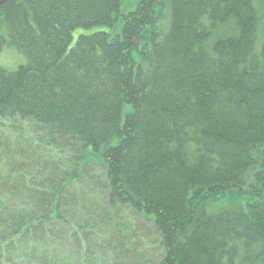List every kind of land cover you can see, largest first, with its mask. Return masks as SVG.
Listing matches in <instances>:
<instances>
[{
    "label": "trees",
    "instance_id": "trees-1",
    "mask_svg": "<svg viewBox=\"0 0 264 264\" xmlns=\"http://www.w3.org/2000/svg\"><path fill=\"white\" fill-rule=\"evenodd\" d=\"M163 1L0 4V264H264V0Z\"/></svg>",
    "mask_w": 264,
    "mask_h": 264
},
{
    "label": "rangeland",
    "instance_id": "rangeland-1",
    "mask_svg": "<svg viewBox=\"0 0 264 264\" xmlns=\"http://www.w3.org/2000/svg\"><path fill=\"white\" fill-rule=\"evenodd\" d=\"M130 1L132 3L131 7H134L136 5V1L138 0H126L122 7H126V2ZM97 28L92 29H77L73 32V39L74 41L79 33H90L93 32ZM3 34V32H2ZM7 37V36H6ZM27 62V58L25 54L19 50L17 47L10 45L9 43L4 44L2 49L0 50V65L5 67L8 70H14L19 65L25 64ZM6 122V121H4ZM4 130L5 134L7 135H14L18 136V134L23 133L22 129H18L16 131L10 130L6 125L3 126L2 123H0V131ZM86 156L91 158L92 160L95 159L92 157L89 153H86ZM92 170L98 171L99 166L92 165ZM124 209V208H123ZM120 211V208L119 210ZM118 219L119 220V227L121 229V232L123 233L125 243L129 242V245L133 243V246L136 244L139 249H141L142 256L146 259L147 262H153V264L156 262L157 259L161 256V249L159 247V240L157 236L149 235L150 233H155L154 228L152 227V223L148 221V219H144L142 216L137 214V217L134 218V216L128 211V212H119L118 213ZM121 221V223H120ZM126 232H123L124 229ZM104 233L110 234L109 230H104ZM123 257H125V254H122ZM131 258V255L126 257ZM134 261V257H133Z\"/></svg>",
    "mask_w": 264,
    "mask_h": 264
},
{
    "label": "bare ground",
    "instance_id": "bare-ground-1",
    "mask_svg": "<svg viewBox=\"0 0 264 264\" xmlns=\"http://www.w3.org/2000/svg\"><path fill=\"white\" fill-rule=\"evenodd\" d=\"M126 0H124V2H125ZM4 1L3 0H0V4L1 3H3ZM153 2L155 3V7L156 8H161V6L162 7H164V8H166L167 9V7H168V4L165 2V1H163V0H153ZM126 7H127V9H126V11H128V14H130V15H128L129 16V18H130V20H131V22H132V27H133V23H136L137 22V20L139 19V16L141 15L140 13H137V7H136V5L134 6V7H131V5H132V3L130 2V1H128V2H126ZM153 7H154V4H153ZM228 16V15H227ZM93 21H95V20H93ZM130 26V27H131ZM223 26H228V24H225V25H223ZM142 31H144V30H142ZM50 35L51 36H53L54 37V34L53 33H50ZM0 36H2L1 34H0ZM147 39H149L154 45H155V43H154V33H152V32H150V33H148L147 35ZM3 37V36H2ZM1 38V37H0ZM7 38L8 37H5V39L6 40H4V38H3V43L4 44H7L8 43V41H7ZM157 44H160V42H158V43H156V45L155 46H157ZM154 46V47H155ZM0 66H2V65H0ZM3 67V66H2ZM3 68H5V67H3ZM6 69V68H5ZM113 91V90H112ZM133 100V99H132ZM134 106V104L133 105H131L130 107H131V109L132 110H136V111H139L138 109H136V108H134L133 107ZM139 108H141L140 107V105H139ZM141 111H142V108H141ZM57 130H59V129H57ZM21 139H23V137H21ZM51 139V138H50ZM24 144H25V148H28V147H30V145L27 143V142H23ZM37 152L38 153H40V151L39 150H37ZM119 207H120V210H121V212H130L133 216H134V218L135 217H137V212H136V210L134 209V208H132V207H130V206H125L124 204H121V203H119ZM124 208V209H123ZM124 228V227H123ZM154 234L155 233H150L149 235H153L154 236Z\"/></svg>",
    "mask_w": 264,
    "mask_h": 264
}]
</instances>
